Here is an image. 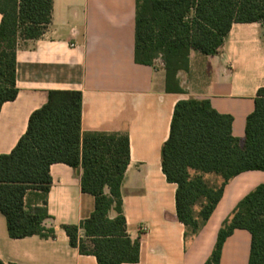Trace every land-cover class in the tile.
Masks as SVG:
<instances>
[{
    "label": "crops",
    "instance_id": "crops-1",
    "mask_svg": "<svg viewBox=\"0 0 264 264\" xmlns=\"http://www.w3.org/2000/svg\"><path fill=\"white\" fill-rule=\"evenodd\" d=\"M136 6L137 0H53L52 22L44 35L19 43V93L0 111V157L16 148L49 92H81L82 134L126 136L130 141L121 191L127 232L140 241V260L125 264H206L224 221L264 185V172H244L229 181L200 234L186 245L185 227L177 218V185L164 175L162 150L176 104L189 99L210 101L216 112L233 118V136L245 138L247 119L264 88V24H234L216 55L191 51L189 71L178 74L183 92L169 93L161 60L154 66L135 61ZM2 18L0 14V25ZM50 176V219L44 226L54 235L13 239L0 213V261L99 264L96 257L73 248L63 229L80 226L95 210V199L82 192V172L56 163ZM42 200L41 193L32 191L26 204L41 206ZM251 245L249 231L235 230L224 242L219 264H249Z\"/></svg>",
    "mask_w": 264,
    "mask_h": 264
},
{
    "label": "trees",
    "instance_id": "trees-1",
    "mask_svg": "<svg viewBox=\"0 0 264 264\" xmlns=\"http://www.w3.org/2000/svg\"><path fill=\"white\" fill-rule=\"evenodd\" d=\"M53 0H0V111L16 100V55L20 41L37 40L52 22ZM264 24V0H137V64L161 60L166 90L182 93L178 74L188 72L191 51L218 54L234 24ZM83 95L51 91L35 111L16 148L0 157V213L13 239L52 237L47 195L50 167L63 163L81 171L82 192L95 199V210L80 226H64L70 245L99 264L138 263L140 241L127 232L122 185L130 163L126 136L82 134ZM233 118L216 112L207 100L176 104L170 136L162 150V168L177 185L176 211L185 227L186 245L202 231L222 198L224 187L248 171L264 172V88L255 99L244 139L232 134ZM222 179L219 187L205 176ZM42 194L41 206L26 204L28 193ZM110 212L116 217L111 219ZM237 229L252 236L249 264H264V185L245 197L224 221L214 253L206 264H219L226 239ZM0 264H4L0 261Z\"/></svg>",
    "mask_w": 264,
    "mask_h": 264
},
{
    "label": "rangeland",
    "instance_id": "rangeland-1",
    "mask_svg": "<svg viewBox=\"0 0 264 264\" xmlns=\"http://www.w3.org/2000/svg\"><path fill=\"white\" fill-rule=\"evenodd\" d=\"M205 180L207 183H209L213 187H219L222 183V179L217 176H205Z\"/></svg>",
    "mask_w": 264,
    "mask_h": 264
}]
</instances>
